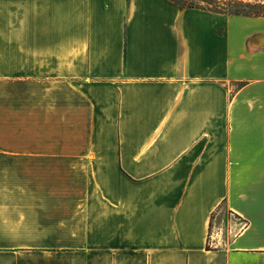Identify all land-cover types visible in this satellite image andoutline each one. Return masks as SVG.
<instances>
[{"label":"crops","instance_id":"obj_1","mask_svg":"<svg viewBox=\"0 0 264 264\" xmlns=\"http://www.w3.org/2000/svg\"><path fill=\"white\" fill-rule=\"evenodd\" d=\"M0 264H264V16L0 0Z\"/></svg>","mask_w":264,"mask_h":264},{"label":"rangeland","instance_id":"obj_2","mask_svg":"<svg viewBox=\"0 0 264 264\" xmlns=\"http://www.w3.org/2000/svg\"><path fill=\"white\" fill-rule=\"evenodd\" d=\"M181 8L185 7H200L210 9L213 11H220L227 14H244L250 16H264V0H173ZM237 218L227 212L223 208L217 215H215L211 237L220 235L224 238L227 236L232 222H236ZM235 231L231 233L233 236ZM212 239V238H211ZM215 240L212 239V244ZM216 244V243H215Z\"/></svg>","mask_w":264,"mask_h":264},{"label":"built area","instance_id":"obj_3","mask_svg":"<svg viewBox=\"0 0 264 264\" xmlns=\"http://www.w3.org/2000/svg\"><path fill=\"white\" fill-rule=\"evenodd\" d=\"M211 238H212V237H211ZM210 240H211L210 242L212 243V239H210ZM212 245H213V244H212Z\"/></svg>","mask_w":264,"mask_h":264},{"label":"trees","instance_id":"obj_4","mask_svg":"<svg viewBox=\"0 0 264 264\" xmlns=\"http://www.w3.org/2000/svg\"><path fill=\"white\" fill-rule=\"evenodd\" d=\"M173 1V0H172ZM238 14V13H237Z\"/></svg>","mask_w":264,"mask_h":264}]
</instances>
